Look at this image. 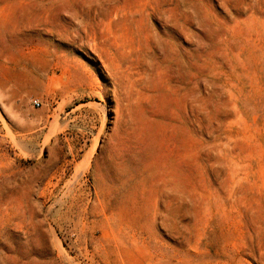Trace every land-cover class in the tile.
<instances>
[{
  "label": "rangeland",
  "instance_id": "rangeland-1",
  "mask_svg": "<svg viewBox=\"0 0 264 264\" xmlns=\"http://www.w3.org/2000/svg\"><path fill=\"white\" fill-rule=\"evenodd\" d=\"M0 264H264V0H0Z\"/></svg>",
  "mask_w": 264,
  "mask_h": 264
},
{
  "label": "built area",
  "instance_id": "built-area-1",
  "mask_svg": "<svg viewBox=\"0 0 264 264\" xmlns=\"http://www.w3.org/2000/svg\"><path fill=\"white\" fill-rule=\"evenodd\" d=\"M35 105L39 106V104H38V103H36Z\"/></svg>",
  "mask_w": 264,
  "mask_h": 264
}]
</instances>
